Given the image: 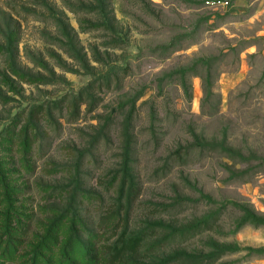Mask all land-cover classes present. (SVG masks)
I'll use <instances>...</instances> for the list:
<instances>
[{
	"label": "rangeland",
	"instance_id": "1",
	"mask_svg": "<svg viewBox=\"0 0 264 264\" xmlns=\"http://www.w3.org/2000/svg\"><path fill=\"white\" fill-rule=\"evenodd\" d=\"M0 264H264V0H0Z\"/></svg>",
	"mask_w": 264,
	"mask_h": 264
},
{
	"label": "trees",
	"instance_id": "2",
	"mask_svg": "<svg viewBox=\"0 0 264 264\" xmlns=\"http://www.w3.org/2000/svg\"><path fill=\"white\" fill-rule=\"evenodd\" d=\"M101 1V0H99ZM208 198V197H207ZM119 219L118 214H112L110 215L107 219H105L104 224H113ZM20 234L22 237H27L29 236V228L28 227H20L19 228Z\"/></svg>",
	"mask_w": 264,
	"mask_h": 264
}]
</instances>
